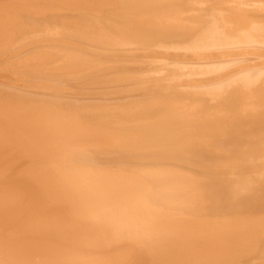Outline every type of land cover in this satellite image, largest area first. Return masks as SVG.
I'll return each mask as SVG.
<instances>
[{"label":"bare ground","instance_id":"bare-ground-1","mask_svg":"<svg viewBox=\"0 0 264 264\" xmlns=\"http://www.w3.org/2000/svg\"><path fill=\"white\" fill-rule=\"evenodd\" d=\"M255 46L264 0H0V264H264Z\"/></svg>","mask_w":264,"mask_h":264},{"label":"rangeland","instance_id":"rangeland-1","mask_svg":"<svg viewBox=\"0 0 264 264\" xmlns=\"http://www.w3.org/2000/svg\"><path fill=\"white\" fill-rule=\"evenodd\" d=\"M11 3H15V4H24V3H20V2H15V1H13V2H11ZM29 6H35V5H31V4H28ZM1 48V47H0ZM257 48H263V47H259V46H255V48H254V50L253 51H255L254 53H252L253 54V56L255 57L257 54H255L258 50H256ZM264 49V48H263ZM262 49V50H263ZM6 50V51H5ZM10 51V50H9ZM260 51V53L261 54H259L258 52V54L260 55H257L256 57H255V59L256 58H259L260 57V59H261V56H262V53L264 52V51H261V49L259 50ZM249 53H251L252 51H248ZM20 53V52H19ZM18 52L16 53H10V52H8V50L7 49H5L4 47H2L1 49H0V54H1V56H0V68H3L4 69V67H8L7 69H10L11 67H9L8 65H7V62H12V60H14V59H20L21 58V56H23L24 54H22V53H20L19 54ZM186 54H190L191 56L192 55H194L195 53H191V52H185ZM184 53V54H185ZM202 52H200L199 53V55L201 54ZM2 54H5L4 56L2 55ZM8 54H11L10 56L8 55ZM20 56H19V55ZM204 54H206V52H203V54H201V55H204ZM255 54V55H254ZM264 54V53H263ZM196 55H198L197 53H196ZM11 56H13V57H11ZM15 56H16V58H15ZM19 56V57H18ZM11 57V58H10ZM164 57V56H163ZM263 58H264V56H262ZM5 58L7 59V58H10V60L9 59H7L8 61H6V63H5ZM151 58H153V57H151ZM158 58H160L159 57V55H158ZM165 58V57H164ZM2 60V61H1ZM165 60V59H164ZM224 60V62L226 61V60H229V62H226V63H224V62H220V63H223L222 65L221 64H219L217 67H221V66H225L226 64L228 65H233V63H231L230 62V60L231 59H223ZM4 61V62H3ZM236 61V60H235ZM2 62L5 64V65H2ZM240 62V61H239ZM8 63V64H9ZM13 63V62H12ZM17 64L15 63H13L12 64V66H16ZM4 66V67H3ZM3 69L2 70H0V77H1V79H0V85H6V86H8L9 84L11 85L12 83H10L9 81V75L10 74H12V73H14V71L13 72H11V71H7V69H6V71H3ZM5 70V69H4ZM10 70H12V69H10ZM221 70H222V68H221ZM220 69H219V71H217V70H215L214 72H212L214 75H215V77L217 76V75H220V77H221V74L219 73L220 71H221ZM216 73V74H215ZM218 73V74H217ZM5 76V77H4ZM8 78V79H7ZM3 79H6L4 82H3ZM217 79H220L219 78V76H217ZM179 80H174V81H169L168 82V84L167 83H165V84H167V85H165V87L164 88H168V87H170V88H173V87H175V85H174V83L175 82H178ZM14 85V84H13ZM194 85H203V84H201V83H197V84H194ZM170 88H168V89H170ZM200 92L203 94V96L205 97V98H209L212 94H213V92H211V93H208V90H207V88L204 86L201 90H200ZM24 105V104H23ZM26 106H27V108H26ZM42 105L41 104H39V103H34V104H32V105H27V104H25L24 106H16V108H14V109H16V110H19V111H30V112H34V111H37V112H39L40 110V107H41ZM22 107V108H21ZM25 107V108H24ZM13 108V107H12ZM200 161H202V160H199V161H197L195 164V166H198V168H200V169H203L201 166H200V163H202V162H200ZM200 162V163H199ZM151 163H153V162H146L145 164H151ZM197 163H199V164H197ZM68 165H70V164H68V162H61L60 164H59V167H61V168H65V169H68V173L69 174H73L74 175V173L72 172V171H76V168L75 167H73V168H71L70 166L69 167H67ZM66 166V167H65ZM146 167H145V169H153V167L152 166H155V165H145ZM71 171V172H70Z\"/></svg>","mask_w":264,"mask_h":264}]
</instances>
